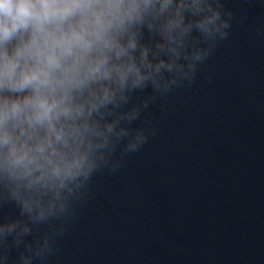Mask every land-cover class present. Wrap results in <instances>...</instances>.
I'll list each match as a JSON object with an SVG mask.
<instances>
[{
  "label": "clouds",
  "instance_id": "clouds-1",
  "mask_svg": "<svg viewBox=\"0 0 264 264\" xmlns=\"http://www.w3.org/2000/svg\"><path fill=\"white\" fill-rule=\"evenodd\" d=\"M233 19L225 0H0V264H47Z\"/></svg>",
  "mask_w": 264,
  "mask_h": 264
},
{
  "label": "water",
  "instance_id": "water-1",
  "mask_svg": "<svg viewBox=\"0 0 264 264\" xmlns=\"http://www.w3.org/2000/svg\"><path fill=\"white\" fill-rule=\"evenodd\" d=\"M225 5L229 39L150 105L156 136L97 174L47 264H264V0Z\"/></svg>",
  "mask_w": 264,
  "mask_h": 264
}]
</instances>
